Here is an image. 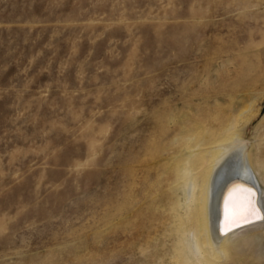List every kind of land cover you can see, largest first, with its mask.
<instances>
[{
    "label": "rangeland",
    "instance_id": "obj_1",
    "mask_svg": "<svg viewBox=\"0 0 264 264\" xmlns=\"http://www.w3.org/2000/svg\"><path fill=\"white\" fill-rule=\"evenodd\" d=\"M232 119L262 168L264 0H0V264H172L161 161Z\"/></svg>",
    "mask_w": 264,
    "mask_h": 264
},
{
    "label": "bare ground",
    "instance_id": "obj_2",
    "mask_svg": "<svg viewBox=\"0 0 264 264\" xmlns=\"http://www.w3.org/2000/svg\"><path fill=\"white\" fill-rule=\"evenodd\" d=\"M236 123L232 119L229 136L219 141L188 130L185 143L161 161L167 179L160 202L167 206L166 222L175 237L172 264H222L240 232L264 225V219L251 216L233 222L248 199L264 214V154L259 156L262 168L256 167L248 143L235 132Z\"/></svg>",
    "mask_w": 264,
    "mask_h": 264
},
{
    "label": "snow or ice",
    "instance_id": "obj_3",
    "mask_svg": "<svg viewBox=\"0 0 264 264\" xmlns=\"http://www.w3.org/2000/svg\"><path fill=\"white\" fill-rule=\"evenodd\" d=\"M249 216L255 219H264V214H262L260 210L252 204L251 199H248L247 203L241 207L238 213V218H234L233 222L238 223L240 219L244 220V222H247ZM229 230L231 229L229 228Z\"/></svg>",
    "mask_w": 264,
    "mask_h": 264
},
{
    "label": "water",
    "instance_id": "obj_4",
    "mask_svg": "<svg viewBox=\"0 0 264 264\" xmlns=\"http://www.w3.org/2000/svg\"><path fill=\"white\" fill-rule=\"evenodd\" d=\"M256 196V195H255ZM256 207H257V209H259L260 211H261V209H260V205H256ZM221 223H222V217L220 218V221H219V230H220V232H221ZM237 228H239V227H237ZM237 228H235V229H237ZM235 229H233V230H235ZM233 230H231V231H233ZM230 232V231H229Z\"/></svg>",
    "mask_w": 264,
    "mask_h": 264
}]
</instances>
